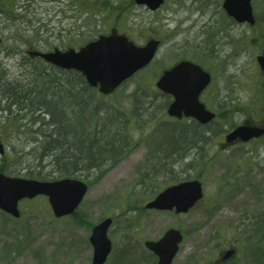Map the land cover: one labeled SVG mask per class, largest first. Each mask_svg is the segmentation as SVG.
Here are the masks:
<instances>
[{
  "label": "rangeland",
  "instance_id": "rangeland-1",
  "mask_svg": "<svg viewBox=\"0 0 264 264\" xmlns=\"http://www.w3.org/2000/svg\"><path fill=\"white\" fill-rule=\"evenodd\" d=\"M222 2L164 0L151 11L134 0H0V75L6 83L25 81L39 66L48 73L27 51L78 50L111 29L136 46L160 43L153 61L112 94L95 89L105 122L114 124L100 135L104 143L121 141L124 153L105 168L70 177L88 186L72 216L54 217L44 196L21 201L19 218L0 211V264H91L89 237L106 218L112 224L105 264H156L144 241H157L170 228L183 234L172 264H264V134L242 144L224 140L244 123L264 128V73L256 62L264 54V0L251 1L252 26L234 22ZM183 60L210 74L199 97L216 115L208 125L169 117L171 98L155 87L164 70ZM7 108L0 102V170L10 177L62 179L51 157L39 158L37 131L47 130L40 114ZM70 113L67 105V119ZM194 179L203 198L190 212L144 208L165 188ZM232 249L235 255L217 263L222 251Z\"/></svg>",
  "mask_w": 264,
  "mask_h": 264
},
{
  "label": "water",
  "instance_id": "water-1",
  "mask_svg": "<svg viewBox=\"0 0 264 264\" xmlns=\"http://www.w3.org/2000/svg\"><path fill=\"white\" fill-rule=\"evenodd\" d=\"M137 5H144L151 11L158 9L163 0H134ZM226 14L237 23L253 25L255 22L251 0H224L222 4ZM159 41L148 40L144 46H136L124 34L111 29L107 36L87 43L79 50L68 49L50 52H30L46 63L63 70L79 72L91 88H96L102 95L113 93L135 73L148 66L154 59ZM260 70L264 73V54L256 57ZM210 74L199 65L190 61H181L165 70L155 83V87L172 97L167 115L181 119L192 118L201 125H207L215 114L206 110L199 101L202 91L210 83ZM264 134V128L243 124L225 136V142H248ZM4 153L0 142V155ZM88 187L79 179L64 178L56 181H37L19 177H10L0 173V211L18 218V203L24 199L45 196L54 217L72 215L82 202ZM203 196L202 186L198 180L185 181L166 188L154 200L145 205L146 209L187 213ZM112 220L107 218L93 227L89 242L93 247L91 264H104L111 251V242L107 230ZM182 241L181 233L176 229L167 230L156 242L146 241L145 247L158 258L156 264H172ZM228 251L225 259L232 256Z\"/></svg>",
  "mask_w": 264,
  "mask_h": 264
},
{
  "label": "trees",
  "instance_id": "trees-1",
  "mask_svg": "<svg viewBox=\"0 0 264 264\" xmlns=\"http://www.w3.org/2000/svg\"><path fill=\"white\" fill-rule=\"evenodd\" d=\"M46 67L48 73L45 66H39L34 76L20 83H6L0 75V102L8 104L4 111L17 105L20 111L40 114L38 120L47 130L37 131L42 138L36 148L39 158L51 157V165L59 170L62 178L73 177L83 169L105 168L115 162L125 148L119 140L104 143L100 134L112 129L114 124L113 119L105 122L107 115L98 107L95 90L88 87L78 72ZM67 105L71 109L69 119L65 117ZM41 115L48 120L43 122Z\"/></svg>",
  "mask_w": 264,
  "mask_h": 264
},
{
  "label": "flooded vegetation",
  "instance_id": "flooded-vegetation-1",
  "mask_svg": "<svg viewBox=\"0 0 264 264\" xmlns=\"http://www.w3.org/2000/svg\"><path fill=\"white\" fill-rule=\"evenodd\" d=\"M26 53H28V52H26ZM36 59H38V58H35V59H32V60H36ZM254 140H255V139H253V140H251V141H254ZM251 141H249V142H251ZM185 181H189V180H184V181H181V182H185ZM181 182H179V183H181ZM177 184H178V183H177ZM177 184H176V185H177ZM196 205H197V204H196ZM194 207H195V206H194ZM194 207H193L192 209H190L188 212H190L191 210H193ZM152 210H153V209H152ZM154 211H158V210H154ZM168 212H173L175 215H180V214L175 213V209L170 210V211H168ZM188 212H187V213H188ZM185 214H186V213H185ZM170 229H174V228H170ZM167 230H169V229H167ZM167 230H166V231H167ZM176 230H177V229H176ZM166 231H165V232H166ZM165 232H164V233H165ZM164 233H163V235H164ZM163 235H162V236H163ZM182 235H183V234H182ZM159 239H160V238H159ZM159 239H158V240H159ZM158 240H157V241H158ZM149 241H150V240H149ZM145 242H146V241H144V247H145ZM153 242H156V241H153ZM182 242H183V241H182ZM182 242H181V243H182ZM181 243H180V245H181ZM180 245H179V249H180ZM145 248H146V247H145ZM146 249H147V248H146ZM147 250H148L149 252H151L152 254H154V253H153L152 251H150L149 249H147ZM228 251H232V252H233L232 256L235 255V253H236V250H235V249H232V250H226L224 253H223V251H222V253H220V254H221V255H220V259L217 260V263H218V262L220 263L221 261H222V262L227 261L228 259H230V258L232 257V256H230L229 258H226V259L224 258V257H225V254H226ZM178 252H179V251H178ZM154 255H155V254H154ZM155 256H156V255H155ZM176 256H177V255H176ZM156 257H157V256H156ZM157 261H158V258H157ZM157 261H156V263H157ZM225 263H226V262H225Z\"/></svg>",
  "mask_w": 264,
  "mask_h": 264
}]
</instances>
